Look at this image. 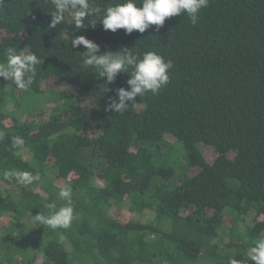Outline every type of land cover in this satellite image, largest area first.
<instances>
[{
  "label": "trees",
  "instance_id": "1",
  "mask_svg": "<svg viewBox=\"0 0 264 264\" xmlns=\"http://www.w3.org/2000/svg\"><path fill=\"white\" fill-rule=\"evenodd\" d=\"M53 11L51 0L0 8V62L9 47L35 52L43 61L28 89L55 78L77 93L63 111L27 121L6 110L20 89L0 78V264H253L247 251L264 234V0H210L195 25L180 14L158 32L130 35L105 31L96 16L75 29L66 14L50 28ZM76 35L101 52L155 50L172 61L169 84L123 114L106 111L129 76L106 85L82 66L83 46L71 48ZM14 136L22 148L12 146ZM167 136L197 168L193 175L174 177L170 155L158 148ZM200 144L215 150L212 162ZM5 170L39 179L24 185ZM64 186L73 191L71 227L29 223V213L65 203Z\"/></svg>",
  "mask_w": 264,
  "mask_h": 264
},
{
  "label": "clouds",
  "instance_id": "2",
  "mask_svg": "<svg viewBox=\"0 0 264 264\" xmlns=\"http://www.w3.org/2000/svg\"><path fill=\"white\" fill-rule=\"evenodd\" d=\"M7 3L8 0H0V8L6 7ZM209 3L210 0H140L138 4L137 0H117L102 8L99 5L91 6L89 0H51L54 11L50 14L49 27L60 25L64 22L65 15L69 14L75 29L85 27V21L96 16L105 31L114 33L123 29L125 34L130 35L134 30L144 33L154 26L153 30L158 32L166 19L180 14H187L190 22L197 24L201 9L207 8ZM89 24L95 26L94 23L87 25ZM70 45L73 49L83 46L84 51L80 52L82 66L94 69V73L103 78L106 85L114 82L118 74H128L127 87L115 89V97L109 96L105 105L106 111L123 114L137 104V97L147 93L157 95L170 82L172 61L155 50L136 54L129 47H121L120 51L101 52L100 45L84 35L72 36ZM42 61L35 52H18L15 47H9L4 62H0V78L11 81L20 90H26L33 85L37 66ZM12 146L22 148L24 139L20 136L12 137ZM4 177L23 182L24 185H30L39 179L38 175L20 170H5ZM58 197L65 202L63 205L48 203L46 207L51 210L49 214L29 213L28 222L52 230L70 228L76 218L72 188L61 187ZM60 240L63 241V236ZM247 255L253 264H264V237L257 238L249 247ZM229 264H239V261L231 259Z\"/></svg>",
  "mask_w": 264,
  "mask_h": 264
},
{
  "label": "rangeland",
  "instance_id": "3",
  "mask_svg": "<svg viewBox=\"0 0 264 264\" xmlns=\"http://www.w3.org/2000/svg\"><path fill=\"white\" fill-rule=\"evenodd\" d=\"M52 81H54V84ZM15 95L17 103L8 102L6 110L13 111L22 120L37 122L43 120L52 110L63 111L69 104L75 101L71 99L73 96H77V93L71 86L55 78H46L42 80L39 91H32L30 89L17 90ZM68 96L71 98H67ZM165 139L166 142L159 143L158 148L161 153L164 154L166 152L170 155L171 162L168 165L173 167L174 177H179L183 173L189 176L193 175L197 171V168L186 166L184 162L186 159L181 145H178L171 136H167ZM171 145L175 147L174 151L170 150ZM199 148L205 160L212 162L216 156L215 150L204 144H200ZM26 157L27 155H24V158ZM4 188L7 189V186H4ZM15 191L18 190L16 189ZM144 214L143 220L150 221L153 216L152 213L146 210ZM261 237H264V234Z\"/></svg>",
  "mask_w": 264,
  "mask_h": 264
}]
</instances>
